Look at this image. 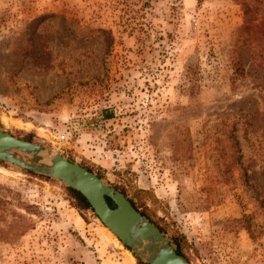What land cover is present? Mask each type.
Here are the masks:
<instances>
[{"label":"rangeland","instance_id":"obj_1","mask_svg":"<svg viewBox=\"0 0 264 264\" xmlns=\"http://www.w3.org/2000/svg\"><path fill=\"white\" fill-rule=\"evenodd\" d=\"M0 130L89 168L190 264H264V0H0ZM28 172L0 162V264H146Z\"/></svg>","mask_w":264,"mask_h":264},{"label":"water","instance_id":"obj_2","mask_svg":"<svg viewBox=\"0 0 264 264\" xmlns=\"http://www.w3.org/2000/svg\"><path fill=\"white\" fill-rule=\"evenodd\" d=\"M0 162L55 178L82 194L102 224L146 264H190L160 229L92 171L61 154L0 130ZM106 198L111 200L108 204Z\"/></svg>","mask_w":264,"mask_h":264},{"label":"trees","instance_id":"obj_3","mask_svg":"<svg viewBox=\"0 0 264 264\" xmlns=\"http://www.w3.org/2000/svg\"><path fill=\"white\" fill-rule=\"evenodd\" d=\"M87 169L90 170L89 168H87ZM28 173L31 174V172H28ZM67 190L77 200L81 209L93 211L92 208L90 207L89 203L87 202V200L85 199V197L82 194H80L78 191H76V190H74L68 186H67ZM106 200H107L108 204L111 205V200L109 198H106ZM172 243L174 245L175 251L184 256L182 243L177 239ZM126 248L129 249L128 247H126Z\"/></svg>","mask_w":264,"mask_h":264}]
</instances>
